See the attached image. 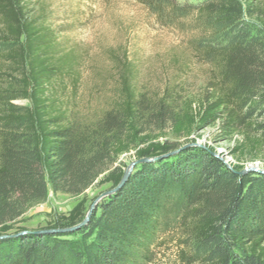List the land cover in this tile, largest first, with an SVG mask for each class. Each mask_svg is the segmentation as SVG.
Instances as JSON below:
<instances>
[{
  "label": "trees",
  "instance_id": "obj_1",
  "mask_svg": "<svg viewBox=\"0 0 264 264\" xmlns=\"http://www.w3.org/2000/svg\"><path fill=\"white\" fill-rule=\"evenodd\" d=\"M31 1L0 0V264L149 263L170 201L187 264H264V172L240 174L212 148L151 136L166 124L189 137L221 122L225 136L264 145V0H138L187 24L193 55L212 73L204 98L182 114L173 89L139 90L124 59L119 99L94 123L75 114L67 91L82 54L65 47L47 5ZM131 151L155 159L137 164L86 220L81 201L46 228L12 231L50 189L81 195L102 175L116 188L125 174L116 163Z\"/></svg>",
  "mask_w": 264,
  "mask_h": 264
},
{
  "label": "rangeland",
  "instance_id": "obj_2",
  "mask_svg": "<svg viewBox=\"0 0 264 264\" xmlns=\"http://www.w3.org/2000/svg\"><path fill=\"white\" fill-rule=\"evenodd\" d=\"M31 3L35 10L46 4L48 20L58 30L65 47L82 54L77 84L70 83L67 91L71 108L86 122L94 123L115 106L120 92V63L124 59L135 67L139 90L157 97L167 88L173 89L176 110L182 114L189 110L190 104L198 107L204 98L212 73L209 64L193 55L189 45L193 33L186 23L159 18L138 0H32ZM220 127L221 122H217L185 137L176 136L166 124L163 132L151 129V136L155 141L180 146L194 143L212 148L231 167L264 170V145L253 146L240 135L229 138ZM135 153L121 155L116 165L127 171L138 160ZM103 179L104 175L81 195L54 193L50 189L47 200L23 214L12 231L46 228L57 216L68 215L81 201L86 211L95 208L106 197L102 195L112 190V184ZM177 205L178 202L170 201L163 206L153 259L146 264H187V239L180 229Z\"/></svg>",
  "mask_w": 264,
  "mask_h": 264
},
{
  "label": "water",
  "instance_id": "obj_3",
  "mask_svg": "<svg viewBox=\"0 0 264 264\" xmlns=\"http://www.w3.org/2000/svg\"><path fill=\"white\" fill-rule=\"evenodd\" d=\"M195 145H197V144H195ZM176 152H177V151L172 152V153H170V154H174V153H176ZM170 154H167V155H165V156H169ZM220 158H221V157H220ZM153 159H155V157H154V158H142V159H138L137 161H135V162L131 165V167H129V168L127 169V171H125L124 177L122 178L120 184H119L116 188L112 189L111 191H108V192L104 193V194L102 195V197H103V196H107V195L111 194L112 192L116 191V190L119 188V186L125 181V179L129 176V174H130L131 171L134 169V166H135L136 164H140V163H143V162H147V161H150V160H153ZM228 166H229V165H228ZM229 167H231V166H229ZM250 171L264 172L263 169H259V168H257V167H248V168L243 169V170L240 172V174H244V173H247V172H250ZM93 209H94V206H92V207L88 210L87 215H86V217H85V220L91 215V212H92ZM74 228H76V227H72V228H69V229H64V231H70V230H72V229H74Z\"/></svg>",
  "mask_w": 264,
  "mask_h": 264
}]
</instances>
